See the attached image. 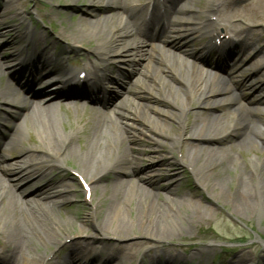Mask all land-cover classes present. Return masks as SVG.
Returning a JSON list of instances; mask_svg holds the SVG:
<instances>
[{"label":"bare ground","instance_id":"obj_1","mask_svg":"<svg viewBox=\"0 0 264 264\" xmlns=\"http://www.w3.org/2000/svg\"><path fill=\"white\" fill-rule=\"evenodd\" d=\"M1 1L3 11L0 12V18L5 17L2 14H6L7 22H0V38L17 31V25H9L8 19L19 17V13H15V7L20 4L19 0H9L6 3ZM143 1L86 0L88 5L100 6L99 11L113 13L111 21L104 24L105 19L96 20L98 17L94 8L97 7L88 6L87 10L82 11V21L86 25L91 24V19L95 21L90 29L87 26L83 30L84 37L77 36L72 30L68 33V28L60 35L69 41L71 50H75V46L81 44L86 36L95 41L91 54L99 64L90 62L92 70L85 71V81L98 85V92L89 85L77 88L68 83L43 87L35 92L30 85L26 86L28 90L16 89L9 81L0 86L1 103L13 110L26 112L22 124L23 133L34 131L39 139L32 145L22 146L23 137L15 131L6 138L7 143L0 141V148L6 145L8 149H5L6 154H0V173L7 176L4 178L0 174V264H49L47 255L43 252L47 247L58 246L69 238V223L57 224L51 220V216L55 211L66 209L71 204L72 186L62 178L48 179L51 170H63L64 162L67 161L73 163L72 178L74 182H79L83 193L95 194L94 188L101 184L106 188L104 193L107 194L102 198L90 195L92 205L88 218L94 220L98 234L101 232L111 238L123 239L131 236L134 231L146 234L152 240L168 242L174 237L176 227L184 224L192 227L204 225L212 233L215 229L221 230L230 239L238 240L241 237L231 223L232 219L250 222L259 215L264 217V208L258 206L259 201L264 203V148L261 146V139H264V130L261 129L264 126V84L250 76L252 80L249 86L248 80L246 83L245 79L234 80L239 91L247 88L252 96H259L257 101L250 102L254 107H246L240 105L241 97L225 89L221 74L205 75L207 67L216 66L224 71L222 65L227 64L236 69L241 67L239 73H245V63L237 62V58L225 46L241 43L251 56L254 51L257 52L255 44L260 39L254 34L257 32L254 27L263 29V22L257 21L255 25L239 28L234 23L235 17H230L231 6L239 0H215L201 12L192 9L195 8L194 0L184 9H178L184 0H162L163 3L148 0L141 8L139 6ZM139 8L143 11H139ZM188 14L191 16H181ZM52 17L53 10L49 9V19ZM19 19L24 20L23 17ZM23 23L24 21L21 25H25ZM184 31L194 32L190 38L196 41L204 39L207 42L200 49L191 50L181 39ZM160 38L165 40L163 44L168 48L164 52L166 60L151 45ZM20 39L32 44L33 51L38 52L32 61H22V52L13 55L11 58L19 59L21 69L35 71L38 66L50 67L60 57L53 44L46 40V34L35 32L30 25L25 27L23 36L19 35ZM216 41L219 42L218 47ZM16 43L18 42L15 40H7L1 47ZM120 45L122 47L119 49ZM149 46L154 50H150ZM212 49H218L224 60L218 59L217 63L211 61L208 54ZM229 54L232 56L231 61L227 56ZM122 57H127L133 64L136 61L134 68L140 65L130 73L131 76H145L154 83L143 85L141 90L135 92L137 97L145 94L151 96L154 93L152 89H157L163 100L170 99L167 102L171 105V113H175L177 130L165 134L167 130L161 127L156 128L157 131L151 129L155 134L150 133L156 137L163 136L170 149H173V145L178 147L180 155L173 159L172 165L186 169L200 188L202 194H188L187 202L178 203L166 197L160 199L155 194V191L161 190L165 195L179 196L178 174H163L160 184L152 173L135 178L131 166L140 157L134 156L132 147L124 146L123 143L127 141V135L136 128L133 123L138 116L130 118L129 114L120 113L118 118L108 114V111L90 108L89 118L78 126V135L84 141L78 146V152H75L71 133L54 134L58 126H64L66 121L69 126L70 121L56 116L49 105H44V101L37 99L40 94L50 93L45 101L60 102L65 110H70L75 115L82 114L83 101L80 98L104 108L109 107L111 102L107 95L111 82L107 76L106 64L111 59ZM181 57L185 61L180 62ZM225 59H229V62ZM187 60H192V64L189 65ZM12 70L13 67L10 72ZM17 72H14V77ZM3 74L4 67L0 62V80L4 78ZM115 78L117 81L112 79V82H117L118 85L120 78ZM14 81L17 83V80ZM18 90L24 95V101L15 99ZM207 110H218L221 113H203ZM68 129L72 131L70 127ZM111 132L114 136H111ZM142 134L151 138L150 135ZM150 141L159 144L157 140ZM245 145L252 146L259 158H254V161L246 158L242 166L238 167L233 154L241 153L240 147ZM13 150L24 157L9 164L7 160L10 156L7 153ZM35 153H38L36 157ZM169 163L161 164L153 172L158 174L167 171ZM195 163L197 166L193 167ZM44 179L47 181L41 183L29 198L25 197V193L17 191L19 187L26 188L29 186L26 184L32 185ZM83 186H86V190H83ZM224 186L229 192L224 191ZM124 215L129 217L131 224L126 223ZM75 219L80 220L79 213ZM79 245L81 246L80 249L76 248V254L63 259L64 264H108L115 256L120 259L118 264H124L132 262L139 253L133 243L126 246L116 243L110 249L106 245H102L100 249L88 243ZM39 248L42 251L37 253L36 249ZM107 249L108 253L103 257L102 254ZM212 251L213 248L206 246L188 258H181L180 255L174 256V259L170 257L167 264H186L194 258H203ZM202 260L205 264L209 262V258Z\"/></svg>","mask_w":264,"mask_h":264},{"label":"rangeland","instance_id":"obj_2","mask_svg":"<svg viewBox=\"0 0 264 264\" xmlns=\"http://www.w3.org/2000/svg\"><path fill=\"white\" fill-rule=\"evenodd\" d=\"M8 1L9 0H4L5 3ZM214 1L215 0H194L195 8L192 9L196 12H201L202 10L206 9L208 5L213 4ZM143 2L145 3L146 1L144 0ZM19 3L20 4H17L15 7V13H19V17L8 19L10 22L9 25H17V31L15 33L10 32L9 34H6L0 38V62L4 67V78L0 80V86L5 82H8L10 74L6 70L11 68V66L16 62L15 59L11 58L12 54L27 47L26 43H19L21 42L19 40V35L23 36L25 33V25H21L22 21H24L23 24H29L28 22H30V26L35 28V32L46 34V40L48 43L53 44L52 46L57 50L56 53L60 54L57 63H61V66H68V69H70V63L73 61L78 62L76 69H84L87 64L90 65V62L99 64L95 57L91 54L92 49L96 45L95 41L91 37L86 36L81 44L75 46V50H71L69 41L63 39L60 35L68 28V33L72 30V32H74L77 36L81 37L83 36V30L87 26L89 27L88 29H90V25L93 23V21H95V19H91V24L88 25L82 21V18L84 17V15H82V11L87 10L86 8L88 6L97 7L94 8L97 12L96 17H98L96 20L105 19L104 24H108L111 21L114 16L113 13L99 11L100 6L88 5L86 4V0H50L51 6H49V0H19ZM191 3V0L182 1L179 4L178 9H184ZM2 5L3 1L0 0V12L3 11V8L1 7ZM49 9L53 10V17L50 19ZM230 14V17H235L233 19L234 23L239 26V28L255 25L257 21H262L264 24V1H236L235 4L231 6ZM2 15L5 17H1L0 22H7V15ZM181 16L185 17L191 15L188 14ZM20 17H23L24 20L20 21ZM214 19L215 18L213 17V20ZM194 22L197 24L198 21L195 19ZM254 29L257 31L254 32V34H257V36L260 37L259 41L255 44L257 52L254 51L253 54L249 56L250 52L245 46H242L241 48H243L245 51L244 53L242 52L237 56L238 60L245 59V61L242 60L246 65L245 73H239L238 70L241 67L239 69H235V67L231 65V68L227 69L224 77L222 78L225 89L231 91L236 96L241 97L239 98L240 105L246 107H254V105H250V102L253 100L257 101L259 96L256 94L252 96L247 88L245 90L239 91V89L236 88V85L234 84V80L245 79V83L246 80H248L249 86V83L252 80L250 77H253L254 79L257 78V81H261L264 84V25L263 29H260V27L257 26H255ZM192 33L194 32L184 31L181 37L185 46H187V48H191V50L200 48V45H203L204 43V39H199L196 41L190 38L192 37ZM7 40H15L18 43L13 46H4L2 48L1 46ZM151 45L156 48V51L163 55L164 60L167 59V56L164 55L165 50L168 49L166 46L160 42ZM121 47L122 45L118 46L119 49ZM150 50H154V48L150 47ZM27 51L31 53V47H27ZM247 55L249 59L246 58ZM181 61H185V59L181 57L180 62ZM188 63L191 65L192 61H189ZM134 64H136V61ZM134 64L131 63L127 57H122V59H111L106 64L108 65V71H106L107 76L110 78L111 82L109 86L110 90L108 91L109 94L107 95V99L111 102L109 107L107 106L104 108L86 103V106L85 104L82 106V114L75 115L70 110H64L63 105L56 103L53 109L54 114L70 121L71 124L68 126L66 121L64 126L61 125L55 129L54 134L57 133V135H65L71 133V136L74 137L75 152H78V146L84 141V139L78 135L80 123L85 122L89 118V112L92 106L95 111H108V114L111 116L114 115L118 118L121 116L120 113L129 114L130 118L138 116V119H135L136 121L133 123L136 125V128L130 133L129 136L127 135V141L123 143L124 146L132 147V154L134 156L137 158L140 157L139 161L131 166V170L136 176L135 178L152 173L155 176V180L160 184V181H163V174H178L180 182V186L178 188L179 196L174 194L165 195L164 191L161 190L155 191V194H157L160 199H164L166 197L170 200L177 201L178 203L187 202L188 194H202L200 188H198L195 180L186 169L179 165H172L171 162L173 159H176L180 155L178 147L173 145V149H170L163 136L156 137L152 135L155 134L152 132L153 130L157 131L156 128L164 127L167 130L165 131V134H170L177 130L178 124L175 122V113H171V105L169 106L168 104L170 103L167 102L170 99L163 100V98L159 96L157 89H152L154 93L151 94V96L145 94L142 97H137L135 92L137 90H141L143 85L147 84L149 86L150 84L154 85V83L151 82L150 78H145V76H139L138 74L131 76L130 73L132 74L134 69L140 67V65H136V68H134ZM255 66L260 69V71L253 73L256 69L254 68ZM108 73L111 74L108 75ZM116 76H119L120 78L118 85H116L117 82H112V79L115 80ZM15 99H17V96H15ZM194 110L201 111L198 109ZM203 113H212L218 115L221 112L218 110H207L205 112L203 111ZM25 116V111L20 109L17 111L13 110V108L2 104L0 100V141L2 140L3 142L7 143L6 138L15 131L19 132V134L21 133L20 135L23 137L22 146L32 145L33 143L39 141L38 136L34 133V131H30L27 134L26 132L25 134L23 133L22 124ZM68 127H70L73 132L69 131ZM261 129L264 130V126H262ZM150 132H152V134ZM142 133L150 135L151 138L144 136ZM110 134L111 136H114L112 132ZM77 136L78 139H76ZM150 139L157 140L159 144H153ZM161 143L164 145L161 146ZM261 143V146L264 148V139H261ZM5 149L8 150L6 145L0 148V153L6 154ZM240 150H242L241 153L233 154L238 167L242 166L243 160L246 158L250 159V161H254V158H259L257 152L250 145L241 146ZM37 155L38 153H35L34 156L36 157ZM7 156H10V158L7 160V163L9 164L24 157L19 156L17 150L9 151ZM168 161L170 163L167 171H162L158 174L153 172L156 171L161 164H165V162ZM47 162L49 165V160ZM196 166V163L193 164V167ZM73 168V163L67 161L64 162L63 170L53 169L48 175L49 180L62 178L69 182L72 186L70 189L71 204L66 209L63 208L55 211L54 215L51 216V220L57 224L67 225L69 223L68 225L70 226V229L67 231L69 238L58 246L47 247V249L43 252L47 255V258L49 257V264H64L63 259H66L67 256H71L74 253L76 254V248L80 249V243L91 244L96 249H100L102 245H106L108 249H110L111 246H114L113 244L116 243L123 246L132 243L136 244L134 247L139 251V253L138 256H136V258L130 262L131 264H152L154 262L157 264H167L170 257L174 259V256L180 255L181 258H188L192 253H196L200 248L206 246L213 248V251L210 254L203 257L205 259L209 258V262L207 264H264V217L261 215L255 217L250 222H244L243 220L238 219L231 220V223L234 225V228L241 237L238 240L230 239L226 233L215 229V227L214 233L216 234L209 231L204 225L192 227L190 225L185 226L184 224L176 227L174 237L170 238L168 242L152 240L146 234L134 231L132 232L131 236L124 237L123 239L111 238L101 232L98 234L94 220L88 218V212L92 205V202L90 201V195H95L97 198H102L107 194L104 193L106 188L102 187L101 184L100 186L94 188L95 194L92 192L88 193L87 195L84 194L81 190L79 182H74V179L72 178ZM0 174L4 176V178L7 177L2 172ZM79 180L80 178H78V181ZM45 181H47V179H44V181L38 183H33L32 185L26 184L29 186L26 188L19 187L17 191L25 193V197L29 198L34 194V191L37 189V187ZM223 189L224 191L229 192V189L225 186ZM229 203L232 204V201H229ZM263 204L264 203L262 201H259V208H264ZM215 205L218 204L215 203ZM214 208L218 210L216 206H214ZM77 213L80 215V220L75 219ZM124 217L126 223L131 224L129 217L127 215H124ZM83 221H85L84 224ZM108 249L102 254L103 257L108 253ZM36 251L37 253H40L42 249L39 248L36 249ZM98 255H100L99 252ZM203 258H189L192 260L186 262V264H205L206 262L202 260ZM94 259L96 260V258ZM238 260H240V262ZM0 261H2L1 257ZM119 262L120 259L118 256H115L111 258L108 264H118ZM130 263L125 262L124 264ZM92 264H94V262Z\"/></svg>","mask_w":264,"mask_h":264}]
</instances>
